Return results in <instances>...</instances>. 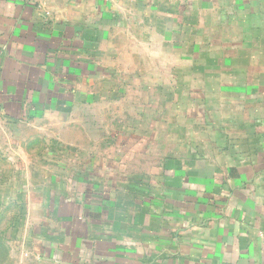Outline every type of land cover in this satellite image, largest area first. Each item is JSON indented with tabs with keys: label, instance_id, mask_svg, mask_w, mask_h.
Segmentation results:
<instances>
[{
	"label": "crops",
	"instance_id": "crops-1",
	"mask_svg": "<svg viewBox=\"0 0 264 264\" xmlns=\"http://www.w3.org/2000/svg\"><path fill=\"white\" fill-rule=\"evenodd\" d=\"M0 143V264H264V0H0Z\"/></svg>",
	"mask_w": 264,
	"mask_h": 264
},
{
	"label": "rangeland",
	"instance_id": "rangeland-1",
	"mask_svg": "<svg viewBox=\"0 0 264 264\" xmlns=\"http://www.w3.org/2000/svg\"><path fill=\"white\" fill-rule=\"evenodd\" d=\"M3 144L0 143V150L2 151ZM5 157H0V219H5V216H8V219L15 213H18L20 205H14L11 203L13 198H17L20 195L26 193V190L23 186L26 183L27 173H15L9 172V165L5 164ZM19 168H23L18 165ZM16 188H15V187ZM15 190H14V189ZM20 189V190H18ZM6 201V203H5ZM15 207V208H14ZM9 220V221H10ZM11 222V221H10Z\"/></svg>",
	"mask_w": 264,
	"mask_h": 264
},
{
	"label": "built area",
	"instance_id": "built-area-1",
	"mask_svg": "<svg viewBox=\"0 0 264 264\" xmlns=\"http://www.w3.org/2000/svg\"><path fill=\"white\" fill-rule=\"evenodd\" d=\"M262 236H263V247H264V232H263V235Z\"/></svg>",
	"mask_w": 264,
	"mask_h": 264
}]
</instances>
